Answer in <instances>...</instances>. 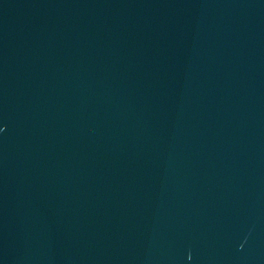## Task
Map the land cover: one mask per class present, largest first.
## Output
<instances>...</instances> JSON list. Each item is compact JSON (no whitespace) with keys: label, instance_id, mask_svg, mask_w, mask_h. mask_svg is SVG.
<instances>
[{"label":"water","instance_id":"95a60500","mask_svg":"<svg viewBox=\"0 0 264 264\" xmlns=\"http://www.w3.org/2000/svg\"><path fill=\"white\" fill-rule=\"evenodd\" d=\"M0 264H264V0H0Z\"/></svg>","mask_w":264,"mask_h":264}]
</instances>
